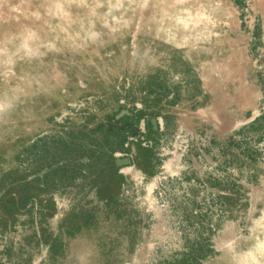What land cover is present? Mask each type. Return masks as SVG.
Wrapping results in <instances>:
<instances>
[{
    "label": "rangeland",
    "instance_id": "374dc122",
    "mask_svg": "<svg viewBox=\"0 0 264 264\" xmlns=\"http://www.w3.org/2000/svg\"><path fill=\"white\" fill-rule=\"evenodd\" d=\"M0 264H264V0H0Z\"/></svg>",
    "mask_w": 264,
    "mask_h": 264
}]
</instances>
